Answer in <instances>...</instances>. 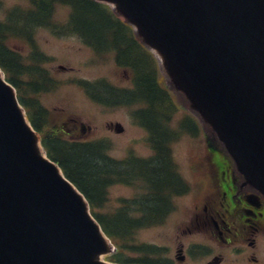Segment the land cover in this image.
Segmentation results:
<instances>
[{
    "label": "water",
    "instance_id": "water-1",
    "mask_svg": "<svg viewBox=\"0 0 264 264\" xmlns=\"http://www.w3.org/2000/svg\"><path fill=\"white\" fill-rule=\"evenodd\" d=\"M97 1L135 27L264 194V0ZM114 250L0 68V264H116L102 258Z\"/></svg>",
    "mask_w": 264,
    "mask_h": 264
},
{
    "label": "rangeland",
    "instance_id": "rangeland-1",
    "mask_svg": "<svg viewBox=\"0 0 264 264\" xmlns=\"http://www.w3.org/2000/svg\"><path fill=\"white\" fill-rule=\"evenodd\" d=\"M29 5V0H3V6L0 8V22L7 21V12L14 6L27 8ZM72 12V6L57 4L52 17L53 25H56L57 28L39 26L34 29L31 42H28L26 37H19L12 38L8 43L10 47L22 55L26 66L38 64L45 70L48 78V81L45 82L44 80L43 83L40 82L41 80L36 81L40 83V89L34 90L29 85L24 86L25 104L31 108L30 104L39 103L49 111L45 130L52 135L57 134L65 139L78 141L104 140L109 146L107 153L110 157L122 161V163L128 161L129 164L134 161L133 158L145 161L155 159L158 153L150 142V133L134 113L136 110L145 107V104L119 102L120 98L109 94L105 88L106 84L117 90L132 87L129 70L118 66L115 51L98 52L87 45L78 34L63 31L62 27L69 24ZM78 16L80 17V13ZM81 18L85 19L84 16ZM34 53L38 54L41 62L34 58ZM161 64L158 65L159 80L174 95L176 101V109L170 120H167L168 126L178 133L175 136L177 138L169 141V148H167V156L168 158L171 157L174 173L168 171L165 177H167L169 185L176 186L174 192L181 189V187H177L180 183L179 178L185 188L190 186L191 192L184 191L180 195H175L171 191L168 199L169 205L167 204L168 209L166 210L168 212L165 213V216L162 215L158 218L160 220L158 223L147 222L146 224L145 222V225L136 229L131 240L115 239L106 233L115 246L114 252L102 257L107 262L141 264L137 262L120 263L112 258L117 254L121 245L129 247L130 243L135 247L145 245L150 248L152 246L155 249L152 256L157 260L174 258L177 244H184L185 247H188L199 238L198 235L195 236L196 234L188 233L186 228L189 229L190 226L188 225H190L193 216L201 212L207 198H216L217 195L213 186L212 189L210 186H206L203 176L205 166L208 170L212 163L210 161L205 163L209 160L208 157H212L213 152L211 150L213 147L210 146V143L213 142L214 144L215 142L226 153L228 152L212 127L192 109L186 95L174 87L169 74ZM4 75L6 76L5 72ZM30 77L36 78L37 76L29 74V72L20 76V78L27 80L31 79ZM86 81H90L91 89L86 87ZM99 83H101L100 86H94L99 85ZM93 94L105 97L107 102L98 101L92 96ZM22 105L28 112L27 106ZM188 116L197 121V126H199L197 133H192L184 127V122ZM117 123L123 124L124 131H116L114 125ZM61 126H64L66 132L61 131ZM161 130L169 133L165 123H163ZM228 155L230 156V154ZM153 163L151 164L153 168L158 167L156 169L162 171L163 167L159 168L162 166L161 162ZM135 169L137 170V167ZM145 169L142 168L141 171ZM119 176L123 181L118 180L109 185L107 200L103 206L97 209V212L104 215L107 220L109 215L116 214L115 217H111V220L119 217V211H125L128 220L131 218L143 219L146 205L150 201L157 200L148 196L150 192L147 183L144 182L146 178ZM161 188L166 190L164 186ZM163 217H165L164 220H162ZM119 218L122 227L126 229L128 227L127 221L121 216ZM197 253L194 251L195 255L188 264L201 262V259L196 255ZM124 254V258H141V254L137 252L126 251ZM176 264L181 263L176 261Z\"/></svg>",
    "mask_w": 264,
    "mask_h": 264
},
{
    "label": "trees",
    "instance_id": "trees-1",
    "mask_svg": "<svg viewBox=\"0 0 264 264\" xmlns=\"http://www.w3.org/2000/svg\"><path fill=\"white\" fill-rule=\"evenodd\" d=\"M29 3L27 8L14 6L7 12V21L0 22V67L6 73L7 80L18 89V95L24 105H26L23 95L24 86L29 85L34 90L40 89V83L36 81L41 80L40 82L43 83L44 80L45 82L48 81V78L45 70L38 64L26 66L22 55L10 47L8 43L12 38L19 37H26V40L31 42V36L36 27H56L53 25L52 17L57 4H68L73 8L69 24L63 25V31L78 34L87 45L98 52L115 51L118 66L129 70L133 86L128 89L119 88L117 90L106 84L107 92L116 98L119 97V102L145 104V107L136 110L134 113L149 131L150 142L158 154L155 159L150 161L133 158L134 161L129 164L128 161L122 163V161L110 157L107 153L109 146L104 140L78 141L65 139L57 134L52 135L45 130L49 111L37 102V104L29 103L31 108L26 105L29 119L40 133L48 156L60 165L65 175L87 197L94 216L100 221L104 231L115 239L131 240L136 229L145 225V222L146 224L147 222H160L158 218L162 215L165 216V213L168 212L166 210L169 205V195L176 190V186L169 185L167 177H165L168 171L174 173L171 157L168 158L167 156L169 141L177 138L175 136L178 135L168 126L167 121L170 120L176 109L174 95L161 84L158 77V63L153 54L136 38L131 26L121 20L108 5L95 0H29ZM2 6L3 0H0V8ZM78 13H80V17ZM81 16H84L85 19ZM34 58L38 62L42 61L38 54L34 53ZM28 72L37 77H30L31 79L28 80L20 78L21 75ZM85 84L87 88H92L90 81H86ZM100 84L94 86H100ZM92 96L98 101L107 102L105 97L101 95L93 94ZM163 123H165L169 133L161 130ZM193 123L196 121L192 117H188L184 122V127L188 129V126L192 127ZM194 130L190 131L194 132ZM61 131L66 132L64 126H61ZM153 162H161L162 166L159 168L163 167L162 171L156 169L158 167L153 168L151 166ZM132 164L133 166H131ZM142 168L146 169L141 171ZM119 175L146 178L144 182L148 185L150 192L148 196L157 199L146 205L143 219L131 218L128 220L125 211H119V217L121 216L127 221L128 227L126 229L122 227L118 216L111 220V217H115L116 214L109 215L107 220L104 215L97 212V209L103 206L107 200L109 185L118 180L123 181ZM178 184L177 187H184L182 183ZM161 186H164L166 190L164 191ZM161 204L166 205V207L160 206ZM126 251L137 252L141 254V258H124L123 255ZM154 253L155 249L152 246L150 248L145 245L135 247L130 243L129 247L121 245L117 254L112 258L120 263L165 264L161 258L158 260L154 258L152 256Z\"/></svg>",
    "mask_w": 264,
    "mask_h": 264
},
{
    "label": "flooded vegetation",
    "instance_id": "flooded-vegetation-1",
    "mask_svg": "<svg viewBox=\"0 0 264 264\" xmlns=\"http://www.w3.org/2000/svg\"><path fill=\"white\" fill-rule=\"evenodd\" d=\"M188 127L196 133L199 130L197 123ZM210 146L212 157L205 163H212L208 170L205 166L203 176L206 186H213L216 198H207L186 228L199 238L188 247L177 244L175 257L163 260L165 264H188L197 251L199 264H264V194L248 183L222 147L215 142ZM184 191L191 192L190 186L174 193Z\"/></svg>",
    "mask_w": 264,
    "mask_h": 264
}]
</instances>
